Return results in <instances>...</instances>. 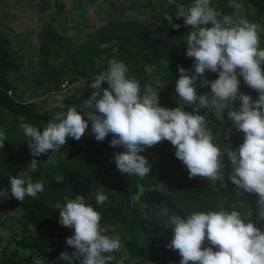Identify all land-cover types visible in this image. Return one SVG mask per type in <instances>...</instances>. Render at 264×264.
I'll return each instance as SVG.
<instances>
[{"label":"trees","instance_id":"obj_1","mask_svg":"<svg viewBox=\"0 0 264 264\" xmlns=\"http://www.w3.org/2000/svg\"><path fill=\"white\" fill-rule=\"evenodd\" d=\"M41 1L48 5L45 17L37 19L40 29L36 30L39 57L36 84L42 95L46 96L51 87L58 86L65 78L64 74L75 81L90 77L104 72L108 61L116 59L125 63L128 76L135 77L142 90L157 79L166 85L158 93L161 106L174 108L182 104L175 93V82L179 78L178 65L190 73L194 67L193 58L186 55L184 41L191 28L185 27L183 18L177 19L174 12L177 3L188 5L192 0H149L146 7L138 4L136 12L131 7H122L119 0H91V5L79 9L77 1L82 0ZM236 2L242 5L240 16L264 27V0ZM230 3L232 0H211L212 7L226 15H233L235 11L229 7ZM89 9L94 11L93 19L81 26L83 37L80 41H71L65 36L67 25L62 22V28L58 27L59 17L69 11L72 20L78 21L80 15H86ZM165 15L173 16L171 24ZM172 24L181 27L174 29ZM217 75L205 74L208 80ZM239 79L240 91L257 98L258 93L247 87L242 78ZM103 86L107 87L106 82ZM196 88L201 94L210 91V87L201 88L199 83ZM9 89L0 63V130L7 136L0 149V191L8 189L7 196H0V199L12 210L8 217L13 211L18 212L16 223L21 229L15 248L8 254L5 252L6 255L3 253L0 264H67L58 257L61 252L71 254L74 251L66 244V238L73 234V230L59 224L57 204H63L66 197L71 199L78 194L100 212L101 226L115 227V233L109 230L108 234L118 235L121 247L105 254L112 257L108 264H179L178 252L166 247L173 233L166 227L164 219L156 216L163 204H167L170 212L184 216L193 211L207 212L221 207L244 215L257 207L256 194L237 195V187L228 180L232 169L227 156L223 158L225 186L213 185L210 180L199 176L189 179L188 170L175 157V148L168 141L140 153L151 165L147 176L140 178L120 173L113 157L123 149L110 146L111 134L104 141H97L91 132V122L79 141L68 138L67 144L58 151L36 157L38 167L32 171L28 165L33 156L20 125L29 123L42 130L56 116L49 110L39 112L33 101H16L7 94ZM82 102L79 96L75 105L78 111H81L79 104ZM185 108L191 110L190 106L185 105ZM200 114L206 117L213 142L222 152L230 145L236 149L243 142V133L236 135L228 129L234 124L226 113L224 119L207 110H201ZM11 175H26L34 182L43 181L44 190L35 199L26 196L23 202L18 201L11 197ZM56 177L62 178L60 183ZM97 190L108 197L103 205L96 204L92 195ZM132 195H139L147 207L142 210L140 203L133 206ZM252 219H255L254 213ZM258 226L264 227V224ZM73 264H79V261H73Z\"/></svg>","mask_w":264,"mask_h":264},{"label":"clouds","instance_id":"obj_2","mask_svg":"<svg viewBox=\"0 0 264 264\" xmlns=\"http://www.w3.org/2000/svg\"><path fill=\"white\" fill-rule=\"evenodd\" d=\"M229 7L235 11L226 15L212 7L211 0H192L188 5L176 4L174 15L183 18L184 26L191 28L185 35L186 55L193 58L192 73L180 67L175 82L176 96L182 104L166 108L159 103V91L166 85L159 79L143 88L135 77L128 76L123 61L111 59L107 69L93 77L89 87L94 89L78 111L68 107L49 120L43 129L29 123L20 127L28 141L33 159L28 167L35 171L36 157L49 151H58L68 138L79 141L89 128L97 141L112 135L111 147L123 150L114 154L113 161L122 174L143 178L151 172L147 158L140 153L163 141L175 148V157L188 170L189 179L197 176L210 180L213 185L225 186L227 156L231 164L228 180L241 193L256 194L257 207L242 215L239 211H193L187 216L170 212L167 204L156 211L173 233L167 248L177 251L179 264H264V48L261 47L257 25L240 16L242 5L232 0ZM172 23L173 16L165 15ZM179 29L180 24H172ZM207 72L217 73L212 80ZM258 93L257 98L240 91V83ZM106 82L107 87H104ZM210 91L198 93L196 84ZM238 102V107H237ZM185 105L191 110H186ZM201 110H207L224 119L225 113L234 127L243 133L238 148L232 146L222 152L213 142V134ZM87 117V118H85ZM231 125L228 129L231 131ZM7 136L0 130V149ZM56 177L57 183L61 182ZM11 197L23 202L25 197L37 198L44 190L43 181L30 176H9ZM8 189L0 191L7 196ZM96 204L103 205L107 195L100 190L94 194ZM133 206H147L139 195L130 197ZM59 224L73 230L66 238L69 254L61 252L58 259L73 264H108L112 259L106 253L120 249L113 225L101 226V214L86 202L83 195L65 198L57 204ZM253 213L255 219H252ZM146 218H149L146 216ZM207 245V246H205Z\"/></svg>","mask_w":264,"mask_h":264},{"label":"crops","instance_id":"obj_3","mask_svg":"<svg viewBox=\"0 0 264 264\" xmlns=\"http://www.w3.org/2000/svg\"><path fill=\"white\" fill-rule=\"evenodd\" d=\"M91 3V0L77 1L78 9L91 5ZM47 9L48 5L41 0L0 1V63L10 86L9 90L12 91V96L16 101H33L39 112L49 110L58 116L61 112L65 113L68 107L78 104V97L83 98V91L87 86L84 83H78L63 94L49 96L42 95V91L37 88L36 69L39 57L36 36L40 29L37 19L38 17L43 19ZM93 14V9H89L86 15H80L81 18L78 21H73L72 14L66 11L64 17H59L57 24L62 28L61 23H65L68 27L67 30L64 29L66 30L65 36L71 41H80L83 36L81 26L93 19ZM77 33H81V36H76ZM52 61L56 63L55 59ZM64 76L69 75L64 74ZM11 211L8 205L0 199V225H9V221L5 222L3 219L8 217Z\"/></svg>","mask_w":264,"mask_h":264},{"label":"rangeland","instance_id":"obj_4","mask_svg":"<svg viewBox=\"0 0 264 264\" xmlns=\"http://www.w3.org/2000/svg\"><path fill=\"white\" fill-rule=\"evenodd\" d=\"M147 1H149V0H128V1L126 0L125 2H123V0H119L120 5L122 7L123 6L131 7L133 9V11H135V12L137 10L136 6L138 4L142 5L143 7H146ZM244 10L246 11V9H244ZM118 14L120 15V11L118 12ZM139 19H143V16H139ZM90 20H92V19H90ZM74 25H72V27ZM262 25H264V24H262ZM257 28H258V31L260 33L261 47H264V27L262 28V27H259V25H258ZM76 36L80 37L81 33H77ZM231 131L236 135L242 134V132H235L234 126H232ZM11 215L12 216L6 217L4 219V221L5 220L9 221V225H5V224L0 225V238H1L0 239V261L2 259L3 253L6 255V253L8 254V252H11L15 248L16 239L21 234L20 226L18 225V223H16V221H17L16 215H18V212L13 211L11 213Z\"/></svg>","mask_w":264,"mask_h":264},{"label":"built area","instance_id":"obj_5","mask_svg":"<svg viewBox=\"0 0 264 264\" xmlns=\"http://www.w3.org/2000/svg\"><path fill=\"white\" fill-rule=\"evenodd\" d=\"M99 74L100 73H96V74H94V75H92L90 77H81V78H79L76 81L75 80H71L69 77H65L63 79V81L58 86L51 87L50 90L48 91V93H46V95L47 94H49V95H52V94H63L65 92H67L69 89H71L74 86H76L78 83H84V84H86L87 88L83 91V93H84V96L82 98L83 102L81 104H79V107H80L81 111H84L81 108V106H83L84 101L86 99H88L90 97L91 93L94 91V89L89 87V84L92 82L93 77H95V76H97ZM7 94L12 95V91L8 90ZM166 108H171V106L167 105ZM234 128H235V132H240V131H238L236 129V127H234Z\"/></svg>","mask_w":264,"mask_h":264}]
</instances>
